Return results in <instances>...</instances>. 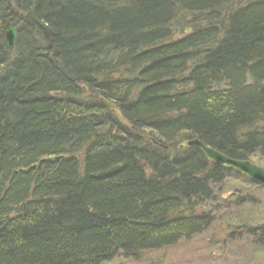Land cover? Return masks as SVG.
<instances>
[{
    "label": "trees",
    "instance_id": "16d2710c",
    "mask_svg": "<svg viewBox=\"0 0 264 264\" xmlns=\"http://www.w3.org/2000/svg\"><path fill=\"white\" fill-rule=\"evenodd\" d=\"M0 65V264L264 250L262 188L188 146L264 169V0H0Z\"/></svg>",
    "mask_w": 264,
    "mask_h": 264
},
{
    "label": "rangeland",
    "instance_id": "374dc122",
    "mask_svg": "<svg viewBox=\"0 0 264 264\" xmlns=\"http://www.w3.org/2000/svg\"><path fill=\"white\" fill-rule=\"evenodd\" d=\"M259 164V163H258ZM243 192L263 198L262 189L243 188ZM257 209L248 207V210L241 209L244 219L257 220L259 214ZM237 208H235V212ZM248 216V217H246ZM232 217H234L232 215ZM208 232L196 239L182 242L180 245L165 249L159 252L145 255L140 260H132L119 256L106 264H264V250L255 249L247 241H236L228 244L223 249L219 232Z\"/></svg>",
    "mask_w": 264,
    "mask_h": 264
},
{
    "label": "water",
    "instance_id": "95a60500",
    "mask_svg": "<svg viewBox=\"0 0 264 264\" xmlns=\"http://www.w3.org/2000/svg\"><path fill=\"white\" fill-rule=\"evenodd\" d=\"M18 29L10 28L6 33V43L9 51H13L17 40ZM8 65H0V72L6 71ZM189 147H196L203 151L206 157L218 166H226L247 176L252 183L261 186L264 189V169L248 161H238L230 159L212 148L204 145L200 141H192L188 143ZM63 159V158H58Z\"/></svg>",
    "mask_w": 264,
    "mask_h": 264
},
{
    "label": "bare ground",
    "instance_id": "6f19581e",
    "mask_svg": "<svg viewBox=\"0 0 264 264\" xmlns=\"http://www.w3.org/2000/svg\"><path fill=\"white\" fill-rule=\"evenodd\" d=\"M234 209H235V208H234ZM222 212H223V214H224V212H225V211H224V210H222Z\"/></svg>",
    "mask_w": 264,
    "mask_h": 264
}]
</instances>
